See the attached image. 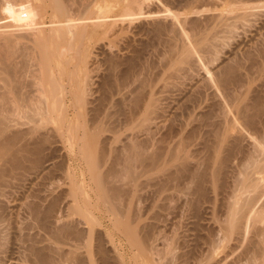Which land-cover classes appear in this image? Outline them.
Instances as JSON below:
<instances>
[{"label": "bare ground", "instance_id": "6f19581e", "mask_svg": "<svg viewBox=\"0 0 264 264\" xmlns=\"http://www.w3.org/2000/svg\"><path fill=\"white\" fill-rule=\"evenodd\" d=\"M155 1L156 2L158 1L156 4L160 3V7H163L161 9L158 6L159 10H157L158 8L156 10L160 11L159 16H161L160 18L162 21H164V23L160 21L159 17H158L159 21L157 20V22H154L153 20L152 21L153 23H151L150 20H147L148 22L144 20V19H150L149 17L152 18V16L155 19L156 15L158 14L152 12L151 14L152 16H151L148 13L151 10L146 11L148 7L154 6V5L150 6L152 0H0V199L2 198L7 199L6 194L8 192H6V189H9V187L13 186L15 184L14 182L19 183L24 178L26 179V177L31 174L35 175V171H39L38 169L40 167H43L44 164L43 162L44 161L46 162L49 156H53V155H48L49 153L48 151H51L50 154L51 153L54 154L55 153L54 149L56 150L58 149L57 146L56 148L53 147L54 149H52V144L54 146V144L60 143L58 141L56 142L57 139L61 141V145L63 144L65 146L63 147L62 145L61 148H66L70 152H72L73 150L79 151L81 160L83 159L87 164V167H89L88 168L89 173L91 174L92 176L91 179L93 180L92 182L94 183V187L84 185V183L83 184L75 183V181L72 180L73 178H71L73 175L71 177L69 176L68 167L67 169H64L61 167L62 166L61 164L60 165V168H62L61 173L64 170H66L65 171L66 173L65 172L62 173L63 176L66 174L64 176V180L66 179L65 182L68 181L66 184H64L66 186V189L57 191L56 189L57 186L52 185L50 183H44V184L36 183L37 185L34 184L36 188L34 185L32 186L33 187L32 189L29 188L31 191L28 190L29 193L28 195H26L27 198L24 199L25 204H22L26 206L24 209L26 211L25 215L26 214L28 215L27 220L30 218L29 221H31V225L29 227L33 228V226L35 225L34 226L35 228L37 226L36 229L33 230L35 231L37 230L38 232L40 230L44 232V237L43 235L38 237L39 236L37 235L38 232L34 234L32 233L33 232L32 229H30L32 232L28 231L30 232V234H27L26 232L21 230L23 228L22 226L20 230L26 234L22 233L23 234L22 235L21 233H19L21 234L20 237L18 236L19 240L17 238L16 239L18 240L19 243H21V245L22 244L25 245L24 247L26 252L25 251L23 252H25L24 256L26 255L25 256L27 262L26 264H188L189 260L188 263H186L183 262L184 259L182 260V258L187 253L188 255L186 256V259H188V257H191L193 255L192 253L193 251L186 250L187 252L184 251L185 254L182 255L181 249H183L184 247L181 248L183 245L181 243L182 240H180L181 237L179 238L175 236V238L177 237V239L180 241H177V239L174 240L172 239L173 237H170L171 235H174L172 230L176 228L175 226L179 227L181 222L179 225H177V223L176 225L173 224L174 227L169 222L167 223H169L171 226L165 223L166 226H170V228L172 227L171 230L172 233L170 232L171 235L169 234L170 236L168 235V237H170L174 241H177V243L170 241L171 243H173L174 246H171L170 242L167 243V241H169L168 237H167L168 240L167 238L166 240L164 239V237L168 234V232L166 231L170 230L167 229L168 227H166V231H165V234L167 233L166 235L165 234L163 235V233L161 234L157 230L158 235L160 233L161 235L159 236H162V240L164 239L163 243L165 244L170 243V246H165L161 242L162 247L164 246L163 249H161L160 243L159 245H157L160 247V249H158L157 246H156L157 248L154 246L159 240L153 243L155 237L153 240L151 239L153 238L151 237V235L152 236L155 235L152 233L151 229H154L156 227V223L154 225L153 223H149L152 225L151 227L148 224L145 226L144 224L146 222L143 223L144 225V226L142 225L143 227L139 226L144 213L143 212L141 213V211H139L141 209L139 208L138 210H136V208L138 207L137 205L135 206V204L137 203V201L135 202L136 198L132 201V199L129 196L130 194L135 192L133 191L134 188L133 184H135L136 180H139V178H137V174H140L139 173L140 170L137 173V170L134 168L136 166L135 163L141 162L137 164L142 165L145 159L146 162H148V160L150 159L149 157H152L153 159V160L150 159L152 161V164L151 161L149 160L150 161L148 162L149 165H145V167L149 166L148 168L152 167L153 169L155 168L157 169V166H155V164L156 162L159 161L161 162L162 161L161 158H163L164 163L166 162L165 164L169 166L168 169L169 171L167 172V169L165 168L166 165L163 164L164 165L163 167L165 169L162 172L163 173L166 172V174H164L167 176V177L165 176L166 179L163 176L158 175V177L161 176L162 179L164 178L163 182L160 183V181H162V179H160L161 177L159 178L157 177L158 179H160L159 181L156 177L155 178L158 181L157 183H159L160 185L163 184L161 186L166 185V187L167 186L171 187L172 184H174L173 188L171 187V190L169 188L170 190L169 192H171V196L172 194L174 195L176 194L175 191L177 192V189L178 191L180 190L181 187L183 189L184 185H185L184 187L185 189L188 186L187 183L191 184L190 186L192 188H190V190L193 191L190 192L189 194L192 195L193 193L192 196H195L194 200H191L192 196L188 195L187 193L189 192L188 189H187L188 191L186 190L187 192L182 193L183 195L187 193L184 197L185 204L181 202L183 199V195H182V199L181 197L179 199H176L174 197H173L174 199L171 198L170 199L172 200L173 204L175 200L180 201L181 204H179L180 202H176V205L177 203L179 204L177 205L178 207L184 204L183 205L184 209L185 207L187 208V206L193 208L194 210L193 212H195L194 215L196 216L193 217H195V219L197 218L196 220H199L200 215H197V213L198 210H200L201 212L202 208L200 207L203 206V203L207 204L206 202L208 203L210 202L211 199L210 197L214 198L211 199L212 203L211 204L209 203L212 206H209L208 204L205 206L207 209L210 207V209L212 210V208H215L213 207L214 204L217 203V202L214 203V201L216 199L218 200V198L215 199V196L213 195L216 194L217 197L219 196L222 197V198L219 197V200L221 201L220 204L217 205V207L219 208L220 207L219 205H221L223 211L221 212L220 211L221 208L219 209V212L221 213V214L219 213L220 217L217 216L218 214L216 213H218V211L216 212L215 209H213L215 210L214 213L213 210L210 212V215L212 217L209 219L211 220L207 218L209 221H211L209 225L211 227V224L215 223V226L213 224V226L211 227L212 229L211 228L209 229L208 226L207 228L209 229V231H207L208 229H205V227L203 228V231L206 230L208 232L207 233L206 231H204L205 235L207 234L206 236H204L203 233L202 235L200 234V232H202V229L200 228L201 225L198 224V221L194 220L198 225L193 224V226L196 227L199 226V229L201 230L199 232L197 228L198 232L196 233H199L198 234L199 237L200 235L202 237L204 236L203 238L201 237L200 239L198 236L195 238H198L197 239L198 242L199 240L201 241V239L203 240V242L201 241L202 243L200 242L201 244L204 243L201 246L202 249L201 251L205 253L203 257H201L202 255H200L201 259L199 260L200 258L199 257L198 260H196L197 262H195L193 260L197 257L196 253L199 252L196 251L195 253L196 257L192 256V258H194L192 261L195 263L191 262L192 264H264V200H261L264 198V93H261L258 90L253 91V89H249V88L245 89V87H243L245 86V83H243L244 81L240 83V80L242 79L247 81L245 79L247 75L250 77V78L247 77L249 79L247 82L252 81L253 84V81L254 82L257 81L256 78L252 77L253 75L251 76V74L256 73L254 71H257L259 69L258 68L257 70H255L256 68H253L255 66L260 67L259 71L257 72H260L262 70L261 71L262 73L260 74L264 75V67L261 69V67L264 65V62L262 63L258 62L259 63L258 64L256 60L250 59L251 57H253V54L249 52L251 55L250 54L248 55H250L251 57H248L247 55H246L247 57L246 56L244 57L245 59L247 58L246 59L247 65L249 64L248 62L249 60H251V62L252 61L255 62V63L253 62L255 64L254 66L251 65L252 63L249 64L250 66H252V69L249 66L247 67V70H244L243 66L236 67L237 64L235 61L234 64L236 66H232L234 64L229 63L231 66L227 64L228 66L226 65L227 68H225V70L221 66L224 71L223 74L221 73L223 71L220 72L222 76H220V74L217 71H215L217 72V75H219L218 77L215 76V74H212L211 71L208 69V67L203 68V66L206 67V65H204L205 62L203 63V61L205 60H201L203 63L202 64L200 62L201 64L200 66L203 68L201 69L202 70L207 69L208 71L205 70L206 71L205 74L211 75V77L208 76L209 82L210 81L212 82V79L218 77L217 80L216 79L213 80V82L217 84L216 85L217 88L212 85L213 82L212 83L210 82L211 85L208 87L209 88L214 87L217 90L221 86V89H223L224 92L220 91L221 89L219 88L216 94L219 95L220 94L219 92H223L224 95L220 94L221 99L220 97L218 98L217 95L214 93V91L216 92V90H214L213 88L214 90L213 91L211 88V90L213 91L212 92L213 99L212 98L209 99L213 101L209 103V101L206 100L207 98H205L207 104H209L205 112L204 110L201 109L203 108L202 106H200L201 108L195 106L196 109L199 108L204 113L202 112L203 114H201V116L198 115L199 113L197 114L195 113L197 116H200L199 121H197L196 115L195 118H193L198 123L196 124V126L191 125V122L193 123L192 118L191 120H189L190 123H187L188 121L187 122L185 121V123H187L186 126H189L188 124H190V126L192 127L191 128L188 127L190 129L188 131L186 130L187 132L184 133L185 135H183V137L182 135H178V139L179 137L180 139L179 140L176 139L177 142L176 141L170 142L172 144L168 142L170 139L168 140L167 138H169L172 134L171 133L169 135L168 132H170L171 130L173 131V129L170 128L171 130L167 131L168 128H166L167 131L166 134H168L169 137H164L163 141L167 139V142L170 144L171 148L170 147L167 148L166 145L168 143H166V141L165 143H161L162 142L161 141L160 145L161 144L163 145L161 146V148L164 147L163 150H165V147L167 148L166 153L168 155L166 153L165 155L168 158L164 159V157L162 156L164 155L165 151L163 150L159 151L158 149L156 150L159 153L163 151L161 153L162 156L158 153L159 159H157L158 158L157 155L155 156L154 154L155 151L152 153L154 154V156L149 153L150 156H146L148 158H145L144 157L145 155L143 153L141 154V152H144L146 150L144 147H146L147 145L146 146L143 145V147H141L143 142L141 145H140L141 142L140 143L138 142L140 146L138 145L137 139L135 138L137 137L135 135L136 134L135 131L139 133L138 130L140 132L141 130L142 132H144L143 130H145L146 134L148 133L150 134V132H148V130L150 131L149 126H151L150 123L152 124L153 118L155 121L156 114L158 113L156 111L154 112V110L157 109L158 105H156V107L154 106L156 103L155 102L156 98L154 99L153 96L155 93L153 94L152 93L153 89H151L153 88L152 86L153 83H149V86L151 84L150 86L151 88L149 87L151 92H149L148 89V82L151 80L150 79L148 81V79L150 78L149 74L151 72L150 71L145 72V70L148 68L145 65L146 62H142V63L139 62L140 51H142L143 49L140 51L135 49L136 47L133 49L132 47L136 45L135 44L133 46V43L135 42L137 43L138 41L137 39L143 36V34L144 35L147 34V32L150 33L152 32L151 34L154 33L156 35L155 37L157 38L162 34H163L162 36H166L165 33H167V30L168 32H170L171 30L172 33L174 32L175 37L173 38L175 39L170 37V39L172 38L173 40H167V41L175 42L176 38H178L179 41H176L177 43L179 42L178 49L176 48L177 52H174L175 50L174 48L177 47V43L176 44L174 43L176 45L174 46L173 43L171 44V42L170 43L167 42L168 45H171V48L168 47L167 45V47L170 50L169 52L171 53H167L168 50L165 52L169 55L172 54L171 56L173 58L175 56L174 53H176L178 55L175 58L177 59L176 64L179 61L180 62L179 64L185 63L186 65V63L189 61L190 58L197 57L198 59L199 53H202L203 50H204L203 52L206 53L205 55L206 57L209 56V55L207 56V54L208 53L210 54L212 50L217 51L219 44L216 45V43L220 38V37L218 38L214 37V36H218L216 34L219 31V30L217 31V29L215 28L216 31L212 30L213 32H211L212 34L211 33L210 34L213 35L214 33V36H212V38L214 37L213 38L214 41L213 39L212 41L216 43L215 44L211 43L212 42L211 36L209 34L207 35H209L208 37H210L211 42L210 41L208 42L209 39L207 36H205V33L207 29L209 30V28L204 29L200 25L202 23L201 21L198 20L199 17L196 18L197 20L194 19L196 17L195 15H194L195 17L192 18L194 20H192L189 17L186 18L188 16L187 14L189 13L192 15L193 13L195 14L199 13L198 11H196L199 9L195 8V6L196 7L198 6L195 2H194L195 6L192 11L195 10L196 12L195 11L192 12L190 10V12L184 13L183 11H180L178 9L179 5L180 7L182 5L180 3H182L184 0L182 2L180 0L179 4L178 2H175V5L177 4L178 8L176 6L174 9H172L174 6L172 8L170 7L169 9L167 7H166L167 9L164 8V5H169V2L171 5H173V3H171L173 2L172 0L168 2L167 0L166 2L163 0L164 2L163 1L162 2L164 4L161 2V0L160 2L159 0H155ZM199 1L201 2V0ZM184 2L186 3L188 2V0ZM233 3L235 4V2ZM233 3L232 5L227 4L228 7H226L225 11L231 13L232 10L238 9V8H231L232 6L234 7ZM200 5H202V3ZM235 5L236 7L239 6V4H235ZM241 6L243 7V5ZM170 9L172 10L178 9L180 12H175L176 10L172 12ZM244 14L242 15V18H244L243 17ZM180 16L182 17L184 16V19L182 17L180 19ZM162 17L164 18V20L162 19ZM210 17H208V19L209 18L210 19L207 20L205 16L207 22H205L206 21L205 20L204 21L205 23L204 22L203 23L206 24L208 23V21H211L209 24H212V21L216 19L215 25H217V23H220L223 20L222 18H224L219 15L217 16V18L216 16L215 17L210 16ZM218 17L219 20L222 19L220 22L217 21ZM166 18L171 19L170 20L171 23L169 22V25L166 23L169 19L165 21ZM185 18L187 20H185ZM227 18L228 17H226V19L224 18L225 22L223 23L225 24L221 23L222 25L225 26L227 24L226 23ZM242 18L240 17L239 19ZM188 19H191L189 20L191 23L192 21H196V23L197 21L200 22V24L197 23V25H199L198 28L200 26L202 27L201 29L199 28V31L204 29L203 30L205 31L204 34H202L203 31L200 33L197 30L198 28L197 26H195L196 23L194 24V26L197 28V29L195 28L197 31L193 29L194 27L189 28L193 26L191 25L190 22H188V24L190 23V26L189 25L186 26L185 23H187L186 21H188ZM204 24L202 25L205 26ZM231 25L232 24H230V27ZM219 26L218 29L219 28L222 29V26L221 27ZM168 27L170 28V30ZM186 28H189L190 31L191 30L196 31V33L199 32L203 36H199L198 33H197L198 35L197 34L195 35L194 34L195 32L193 34L190 33V35H192V38L190 37L192 39V43L189 44L188 42V44H186L187 41L191 42V39H186L187 37H189L188 34H186L188 36L185 37V33L188 32ZM225 28L227 29L228 27L225 26ZM150 33L148 34L150 35ZM219 33L221 34L220 31ZM162 36H161V40L163 43L161 42V40L160 42L161 45L163 44L162 46H164V44L166 45V42L165 40L163 41L164 37ZM150 37L152 38V35ZM193 37L195 38L198 37V38L196 39L194 38L195 39L194 40ZM223 38H225V36L224 37L221 36L220 40H222ZM159 39L160 38L156 40L158 41L157 43L160 44ZM102 40L103 41L105 40L104 42H107L108 47L113 46L115 44L119 45L120 51H118V53L125 50L128 51L129 54L133 52L132 53L133 56H131L132 55L131 54V55H126V58H124L125 56L124 57L122 56L123 58H119L116 57L115 56L116 54L114 53L113 58L112 56L107 57V59L108 58H112V59L106 61L108 62L107 63L108 65L106 64L108 66V73L106 74L108 75L106 76L104 75L106 78H103L102 83L100 82L101 84L99 83L101 99L98 100L94 97L95 99L93 100V98L91 99V97H93L92 94L94 95V92L92 91L91 93V86L93 85L92 84L93 81L90 75H92L93 72L91 74L90 56L92 55L90 51L91 48L90 43H92L93 41V43L96 44V42L98 41L101 42ZM120 42L123 43V46H121ZM139 43L138 45H140ZM209 43L212 44V46L216 45L217 46V47L215 46L216 49H212L214 47L210 46ZM222 44L223 43H221L219 48L222 46ZM180 45H181L180 48L181 50L179 49ZM164 47L162 48L165 50L168 49L167 47L166 48ZM109 48L107 49L108 51ZM131 48L133 49L132 52H130ZM152 48H155V46ZM151 51L150 53L152 54L153 52ZM218 51L220 52V50ZM259 51H260L259 54H261V52L263 53V51H261V48ZM219 52H215V53L213 52L212 53L213 55L211 54L209 58L211 59L213 58L212 59L213 61L218 60V55L216 56V54ZM196 53H198V56ZM164 54L165 53L162 52L163 58L161 57V59L163 61L165 60L164 57L166 58V62L167 59L173 60L171 56L169 58L168 57L169 55H167L166 57ZM259 54L258 57L261 58L260 59L258 57L257 58L259 60H264L262 57L264 56V53L262 56H259ZM254 55L256 56L257 54L254 53ZM140 57L142 56L140 55ZM206 60H208V62L206 61V63L208 64L211 63L210 59L206 58ZM168 62L169 63H166L167 67L170 64L172 66V63H170V61ZM138 63L140 65L141 64L143 65V63H145L144 64L145 66L143 65L142 67H146V69L142 68ZM163 63L165 64V61ZM239 63L241 64L242 62H238V66ZM137 64L142 69L137 67ZM149 64H151V62ZM166 64L164 65V68H166ZM179 64L174 66H178ZM150 67L152 68V66ZM221 67L219 69H221ZM136 68H138L139 70H136ZM239 68L245 71V75L247 74V72H251L252 70L254 71L253 73L250 74L248 73L246 76L244 75L245 77L241 79L239 78V76L243 77V75L241 74H244L243 73L244 71L242 72L241 69L238 70ZM176 69L177 70L175 71L179 72L180 69L178 68ZM140 70L142 71L144 70L143 73L145 72L147 75L142 74ZM169 70L171 71V69ZM138 71L140 72V75H136L139 74L137 73ZM172 73L174 75L175 72ZM256 74H257L256 76L262 77V75H258V73ZM144 75H145V79H144ZM139 76H141L140 77L141 80L138 79ZM142 76H143V80H142ZM146 77L148 79H146ZM263 79L264 77H262V81L264 82ZM218 81L221 83V85L218 83ZM209 82L207 83L209 84ZM135 83H138L139 86H137L138 84ZM133 84H134V88H133ZM239 84L243 86H238ZM130 86L131 88H129ZM232 86L234 87L233 89ZM204 87L207 86L205 85ZM240 87H243L244 89L242 90L244 91H241ZM247 87H248V83H247ZM234 89L238 91L236 93H238L239 95L235 94ZM239 91L242 92V94H240ZM150 93H152L153 96H151ZM98 97L99 96H97V98ZM202 99L204 100V98ZM195 100L197 102L196 97ZM198 101H200V99ZM112 102H114L113 106L115 108L112 107L111 105ZM154 107L156 109H154ZM111 108L112 110L113 109L115 110L111 111ZM204 108H206V105H204ZM154 113L156 114L154 115ZM230 113H232L231 117H230ZM185 123H183L184 125L182 123L181 124L185 126ZM175 125L176 124L174 123V126ZM205 128L207 129V131ZM201 129L203 130L205 129L204 131L206 132L203 133L202 130L201 133L200 132ZM123 131L129 132L127 136L126 135L124 136L125 138V139L123 138L124 141L120 138L122 136L121 133H123ZM177 131H181V127ZM199 132L201 134H199ZM180 133L183 134L182 132ZM106 134H109L111 136H106ZM173 134H172V138L174 139L176 138V131L175 134L174 135ZM163 135L166 136L165 133ZM201 135H203L204 137L207 136L209 139L207 140ZM199 136L204 139H201ZM196 137L200 138L199 142L196 141L198 142L199 145H201L200 149L202 150V148H206L209 150L210 153H207L206 155V157L208 158H205L201 150L197 151L198 148H193V150L195 149V151H193L194 153L197 151L196 152L197 154L195 153L196 156L193 155V152L191 153L190 151L187 150L190 146L191 147L199 146L195 143H192L193 141L195 142L194 139L197 140ZM150 139L152 140L151 137ZM243 139L249 140V144L247 146H243V143L246 142ZM201 140L204 141H202L201 143ZM148 144L152 145L149 142ZM157 144L158 141L156 142V145L154 144L153 145L160 148ZM192 144L195 145L193 146ZM52 150L54 151L52 152ZM46 151L48 152L47 158L45 157ZM187 152H189V154H192L191 156L194 157L192 158L191 156H189V154L187 156ZM198 152H200L203 155V157L206 159L204 162L199 159L200 154L198 155ZM141 155L144 156L142 157ZM155 157L156 160L154 159ZM196 157H198L199 161L203 163L202 167L200 164H196L199 163V161L196 162L198 159H195L194 163L192 162V160ZM189 158H191L190 160L191 163H193L195 166L197 165L196 167L191 166L193 164L190 163ZM160 162L159 165L161 164ZM198 165H200L202 169L198 168L199 167ZM66 166L67 165H65V168ZM104 167L107 168V171L104 170L103 173L101 169ZM160 167L162 169L161 165ZM136 168L138 167L136 166ZM57 170H58V166H57ZM227 173H230L229 174L230 176L227 175ZM50 174H52V172ZM88 176L90 175L88 174ZM115 178L117 181L118 179L123 180L125 178H126L125 180L128 181L125 182V180L123 181L121 180L123 183L120 184L115 182L116 181L114 180ZM46 180H48L49 182L50 179L46 178ZM121 181L119 180V182ZM153 181H154L153 184H155V179ZM123 184L124 185L126 184L127 189L123 187ZM206 184H210L209 187H212V190H210L209 188L210 193L207 192L208 189L205 187ZM19 185L21 184L19 183ZM138 185L139 184H137V186ZM177 185L178 188H176L175 190L174 187L175 186L177 187ZM180 185L182 186L179 188ZM152 186L153 189L154 188L157 189V187H159V185L156 184ZM161 186L158 188L159 190H161L160 191L162 193L161 195L158 194L159 192L158 189L157 190L154 189L152 192L154 193L155 191H157V193L156 192L155 193L158 194L162 199V197L164 198V195L167 194L166 191L168 190H166V187H164V189L161 188ZM138 188L140 190V187ZM136 191L138 192L137 189ZM162 191H164L166 194ZM211 191L214 192L211 193ZM169 192H168L169 195H166L165 198H167V196L170 197ZM211 194L213 195L211 196ZM158 195H156V198L159 199ZM187 195L189 197L191 196L190 198L187 197V199L189 198L190 205L186 202ZM170 199L167 200L169 201ZM260 200L262 201V203L260 206H258L260 204ZM2 201L4 202V200ZM2 201L0 204L1 205L0 208L3 207ZM161 201L164 202V200ZM193 201L194 203H192ZM256 203L259 204H257L256 206ZM167 204L169 205V203ZM201 204L202 206H200ZM170 205H171V201H170ZM174 205L173 208L176 206ZM134 206L136 208H134ZM178 207L177 208L175 207L174 209H177L178 211V209L180 208ZM166 209H169V207ZM1 210L2 209H0V211ZM173 211L176 212V210H172V212ZM187 211H190V209ZM172 212L168 213V216L170 214V218L172 217L171 214L174 215L173 217L175 218L178 217L176 213L173 214ZM193 212H190L192 213L190 214V216L193 215ZM1 213L3 214V211ZM178 213H182V215H185L183 214L184 212H178ZM211 213H213L214 217ZM187 214L189 215V212L188 213L186 212V216H188ZM182 215L179 214V216ZM161 216L162 215L159 216L157 214L156 216H152V218L150 219H153V217L155 219V217H161ZM3 217L6 216L3 215ZM3 217L0 215V227L3 226L1 223H3V221L6 219V218L3 219ZM206 217L205 220H207ZM188 218L187 219L184 218L185 220H182L183 219L182 217V219L179 220H182L184 222V223L182 222L183 225H185V221L186 220L189 221L190 219ZM179 220L176 221L179 223ZM105 221L109 223V227H108L109 230L103 231L102 225ZM170 222L172 223V221ZM192 223L194 222H191V224L190 223L186 224V226L189 229L188 225H190V229L192 228V232H193L194 230L193 226L191 227ZM28 224L29 223H27V225ZM27 225H25V228ZM81 226L82 229H80ZM7 227L9 226L7 225ZM4 228L5 227H3V229ZM3 229L2 228L0 229V242L1 241L4 242V240L7 239L4 237L7 236L8 232L6 233V230ZM176 229L174 230L175 232L179 230ZM182 231L184 232V229ZM115 232L121 234L125 242L128 243L127 244L128 247L126 246L127 249H125L126 247L124 249L118 248L119 247L118 242H117L118 247L115 246L113 242V237L114 236L116 237ZM153 232L155 231L153 230ZM189 232H191V230ZM194 240H195L194 242L198 244L196 239ZM114 241H116L115 238ZM3 242L1 243L0 247L4 246L2 245L4 244ZM189 242L190 241H188V243ZM231 242H233L234 244L230 245L231 247L227 248L226 246L229 245ZM175 245H177L178 248L180 247L179 245H181L180 247L181 249L179 250V253L181 256H183L182 258L179 255V253H176L178 248ZM204 245H206V248ZM203 246H204V250L202 248ZM191 247L192 244L190 245V248ZM195 247H197V245ZM22 249L24 250V248ZM1 250L2 249L0 248V254H1ZM190 251H192L191 252L192 255H189ZM203 253H199V254H203ZM23 264H25V262H23Z\"/></svg>", "mask_w": 264, "mask_h": 264}, {"label": "rangeland", "instance_id": "374dc122", "mask_svg": "<svg viewBox=\"0 0 264 264\" xmlns=\"http://www.w3.org/2000/svg\"><path fill=\"white\" fill-rule=\"evenodd\" d=\"M155 0H152V2H151V4H150V6H152V5H154L153 7H148L147 9H146V11L147 10H151V11H149L148 13L151 15L152 14V12H155L157 15H156V17H157V19H156V17H155V19L153 18V16H152V18L151 17H149L150 19H144L146 22H148L147 20H150L151 21V23H153L152 21L154 20V22H157V20L159 21V19H160V21H162L161 20V16H159V14H160V11H157V10H159V8H158V6L160 7V3H158V4H156L157 2L155 1ZM163 0H161V2H162ZM165 2H166V0H164ZM163 1V2H164ZM168 1H170V0H167V2ZM173 2H171V3H173V5H171L170 4V2H169V5H164V8H172L173 6V8L172 9H174L176 6H177V8H178V5L176 4L175 5V2H178V4L180 3V0H177V1H174V0H172ZM183 0H181V2H182ZM184 1H187V0H184ZM182 2V3H180V4H182L181 5V7H183V8H181L180 7V5H179V10L180 11H183L184 13L186 12V13H188V12H190V10L192 11L193 10V8H194V2L198 5V6H200V7H196L195 6V8H197V9H199V10H196V11H198L199 13H193V15L192 14H187L188 16L186 17V18H194L195 16V20H197L196 18H198V20L199 21H201V23L202 24H204L205 22H207V20H209L211 17L210 16H213V17H215L216 16V18H217V16L219 15V16H222V17H224L225 19H226V17H228L227 18V20H226V25L225 26H227L228 28L226 29L225 28V26L224 25H222L221 23H223V22H225L224 21V18H222L221 20H219V17H218V20L217 21H221L220 23H217V25H215V20L216 19H214V21H212V24H209L211 21H208V23H206V24H204L205 26H203L202 24H200V22H198L197 21V23L198 24H200L204 29L206 28H209V30L207 31L206 30V33H205V36H211V41H212V39L214 38V37H216V38H218V37H220L221 38V36H225V38H223L222 40H220V38H219V40L217 41V43L216 42H213L214 41V39H213V41L211 42L210 41V37H208V42L210 41L211 43H213V44H215L216 43V45L217 44H219V46L221 45V43H223L222 44V46L219 48V46H218V50H220V52L217 50V51H213L212 49H216L215 48V46L216 45H213L212 46V44H210V46H212V47H214V48H212L211 50L215 53V52H219V53H217L216 54V56L218 55V60H216V61H213L211 58H209V56H211V54L213 53L211 50V52H210V54L208 53L207 54V56L208 57H206L205 55H206V53H204L203 51H202V53H199V56H198V53H196L197 54V56H198V59H197V57H193V58H190L189 59V63L187 64L186 63V65H185V63H183V64H179L180 62L178 61V63L177 64H179L178 66H174V65H177L176 64V60L177 59H175L176 58V56H178L176 53H174V52H177V49H178V43L176 42V41H179L178 40V38H176V41L175 42H172V41H170L171 42V44L173 43H177V47H175L174 49V54H175V56H174V58L171 56V55H169V54H167V53H171V52H169L170 50H169V48L168 47H170L171 48V45H168L167 44V42H169V41H167V40H173V39H175V38H173V37H175L174 36V32L172 33L171 32V30H170V28H169V30H170V32H168V30H167V33H168V35H167V33H165V35L166 36H162V37H164V38H166V39H164L163 38V41L165 40V42H166V45L164 44V46H166L167 47V45H168V49H163L162 47H164V46H162L161 45V42H162V40H161V36H159V37H155L156 35L153 33V34H151L150 32H147V34H143V36H141L140 38H142V39H137L136 41H137V43L135 42V43H133V46L134 47H132L133 49L135 48V49H137V50H142V51H140V55L142 56V57H140V55H139V59H140V61H139V59H138V61L140 62V63H142V62H146V64L145 63H143V65L145 64L146 65V67H148L147 69H146V67H142L143 65L141 64H139L142 68H145L146 70H145V72H151L149 75V79L146 77V79H148V81L151 79L152 80V82H151V80L148 82V89H149V92H151V90H150V86H151V84H150V86H149V83H153L152 84V86H153V88H151V89H153V94H154V96H153V94L152 93H150L151 94V96H153L154 97V99H155V107H156V105H158L157 106V109L154 107V109H156V110H154V112L156 111L158 114H156V113H154V115L156 114V117H155V121H154V118H153V120H152V124L150 123V125L151 126H149V129H150V131L148 130V127H147V130H148V132H150V134L148 133V134H146L145 133V130H143L144 132H142V130H141V132L138 130V132L139 133H137V131H135L136 132V136L137 137H135L136 139H137V143L139 142H141L140 143V145L142 144V142H143V144H142V146L141 147H143V145H149L150 147L151 146H153V147H149L148 146V149H147V146L146 147H144L146 150L144 151L145 153H147V154H145L144 152H141V154L143 153L144 155H141L142 157L144 156L145 158H148V157H146V156H150L149 155V153L150 154H152L154 151H155V156L157 155V157H158V155L160 154L161 156H162V152L163 151H165L164 152V155L162 156V157H164V159L165 158H168L166 155H165V153H166V149L168 148V147H170V144H172V143H170V142H172V141H176L177 142V140H179L180 139V137H179V139H178V135H182V137H183V135H185L184 133H186L192 126H190V124H188L189 126H186V124L187 123H190L189 122V120H191V118H192V120H193V123H195V124H193L192 122H191V125H195L196 126V124H198L197 123V121H199V118H200V116H201V114H203L205 111H206V109H207V106L209 105V104H207V101H209V103L210 102H212L213 100H210L211 98L213 99V94H212V92L214 91V90H216V83L215 82H213V80H217V78L219 77V75H217V72L220 74V76H222V74L224 73V71H223V69H222V67L224 68V70H225V68H227V66L229 65V66H231L229 63H231V64H234L235 63V61H236V64H237V66L234 64V65H232V66H236V67H242L243 66V69L244 70H247V67L249 66L251 69H252V66H254L255 64V62L254 61H252L251 62V60H249L248 62H249V64L250 63H252L251 65L252 66H250L249 64L247 65L246 64V62H247V58L245 59V57L244 56H248V57H251L250 55L251 54H253V57L254 58H256V59H254L253 57H251L250 59H252V60H256V62L258 63V62H260V63H262V62H264V60H259L260 58L258 57V54H259V50H260V48H261V51H263V53H264V50H262V49H264V0H204V1H202L201 0V2L198 0H188V2ZM211 1V2H210ZM159 2H160V0H159ZM162 2V3H163ZM199 2H200V4L202 3V5H200L199 4ZM206 4H205V3ZM230 2H235V4H239V6L238 7H236V5L234 4V7L232 6L231 8H238V9H234V10H232V11H234V12H232L231 11V13L229 12L228 13V11H225V9H226V7H228V5L227 4H231L232 5V3H230ZM155 3V4H154ZM209 3V4H208ZM217 3V4H216ZM164 4V3H163ZM165 4H168V3H165ZM184 4V5H183ZM187 5V7H186V5ZM226 4V5H225ZM243 5V7L241 6V5ZM192 5V6H191ZM225 5V6H224ZM230 5V6H231ZM156 6V7H155ZM161 6H162V4H161ZM240 7V8H239ZM258 7V8H257ZM149 8H152V9H149ZM158 8V9H157ZM161 9L163 8V7H160ZM166 8V9H167ZM157 9V10H156ZM172 9H170L172 12L173 11H175V12H180L178 9H175V10H172ZM183 9V10H182ZM222 9H224V10H222ZM248 9V10H247ZM153 10H155V11H153ZM178 10V11H177ZM157 11V12H156ZM195 11V10H194ZM194 11H192V12H194ZM195 11V12H196ZM223 11H225V12H223ZM182 12V13H183ZM227 12V13H226ZM154 13V14H155ZM244 13H246V14H244ZM198 14V15H197ZM244 14V18H242V15ZM149 15V16H150ZM195 15V16H194ZM208 15H210V16H208ZM245 15H246V17H245ZM251 15V16H250ZM193 16V17H192ZM205 16H206V19H205ZM158 17H159V19H158ZM181 17L182 16H180V19H181ZM208 17H210L209 19H208ZM235 17V18H234ZM242 18V19H239V18ZM183 19H184V16L182 17ZM185 18V20H187ZM233 18V19H232ZM162 19L164 20V18L162 17ZM167 19H169V18H166V20L165 21H167ZM182 19V20H183ZM191 19H188V21H186L187 23H185L186 24V26H190V21L189 20H191ZM194 19H192V20H194ZM212 19V18H211ZM171 19H169L166 23L169 25V22L171 23V21H170ZM206 20V21H205ZM213 20V19H212ZM205 21V22H204ZM216 21V22H217ZM229 21V22H228ZM163 23H164V21H162ZM188 22H190L189 24H188ZM204 22V23H203ZM233 22V23H232ZM196 23V21H192V23H191V25H193V26H191V27H189V28H193L194 30H196L197 28H198V26L199 25H197V23H196V25L195 26H197V28L194 26V24ZM166 24V25H167ZM223 24H225V23H223ZM230 24H232L231 25V27H230ZM171 25V24H170ZM219 25H221L222 26V29L221 28H219L218 29V26ZM229 25V26H228ZM199 27L200 29L202 28V27ZM212 26H214V27H212ZM221 26H219V27H221ZM223 26H224V28H223ZM261 26V27H260ZM189 28H186V30H188V32H186L185 33V37H187L188 35H189V37H187L186 39H191L192 38V35H190V33L191 34H193L194 32V34L196 35L197 33L199 34V36H203L202 34H204V32L205 31H203L204 29H202V30H200L199 31V28L197 29L200 33L202 32V34H200L199 32H197L196 33V31H190V29ZM196 28V29H195ZM211 28V29H210ZM215 28L217 29V31L219 30L220 32H221V34L219 33V31L217 32V34L216 35H218V36H214V33H213V35H211L212 33L211 32H213L212 30H215ZM235 30V31H234ZM216 31V30H215ZM223 32H225V33H223ZM231 33V34H229V33ZM233 32H235V33H233ZM148 33H150V35L148 34ZM170 33V34H169ZM211 33V34H210ZM219 33V34H218ZM229 35H228V34ZM186 34H188V35H186ZM197 34V35H198ZM207 34H209V35H207ZM149 35V36H148ZM152 35V38L150 37ZM153 35H154V38H156V39H158V38H160L159 39V42H160V40H161V42H160V44L159 43H157L158 41L156 40V39H154L153 38ZM171 35V36H170ZM173 35V36H172ZM195 35H193V36H195ZM226 35H227V37H226ZM158 36V35H157ZM167 36H169V37H167ZM198 36V37H199ZM212 36H214L213 38H212ZM150 37V38H149ZM170 37H172L171 39H170ZM191 37V38H190ZM198 37H196V38H198ZM148 38V39H147ZM167 38H169V39H167ZM195 37H193V39H194ZM195 38V39H196ZM146 39V40H145ZM150 39V40H149ZM194 39V40H195ZM144 40V41H143ZM153 42H152V41ZM215 40H217V39H215ZM225 40V41H224ZM105 41V40H104ZM103 40L100 42V41H98V42H96V41H94V42H96V44L95 43H93V41H92V43H90V46H91V48H90V51H91V55L92 56H90L91 57V59H90V70H91V74H92V72H93V74L92 75H90L92 78V86H91V93H92V91L94 92V95L92 94V96L93 97H91V99L93 98V100L96 98V99H101V92H100V90H99V83L101 82L102 83V80H103V78H106L105 76L106 75H108V74H106V73H108V62H106L107 60H109V59H112L114 56V53L116 54L115 56L116 57H119V58H123L124 56V58H126V55H131L133 52V49L131 48V51L130 52H132L131 54H129L128 53V51H125V50H123L122 52H120V53H118V51H120V46L119 45H117V44H115L116 45V47H115V45H113V46H107V42H104ZM139 42H141V43H139ZM142 42H145V43H142ZM164 42V43H165ZM169 42V43H170ZM188 42H189V44H191L192 43V39H191V42L190 41H187L186 42V44H188ZM219 42H221V43H219ZM138 43L140 44V45H138ZM148 45H147V44ZM153 43V44H152ZM157 43V44H156ZM163 43V42H162ZM181 43V42H180ZM258 43H259V45H258ZM93 44V45H92ZM107 46V48H106V46ZM120 44H121V46H123V43L122 42H120ZM150 44V45H149ZM155 44V45H154ZM174 44V46H176ZM142 45H144V46H142ZM152 45V46H151ZM161 45V46H160ZM257 45V46H256ZM118 46H119V48H118ZM138 46H139V48H138ZM155 46V48H152V47H154ZM173 46V45H172ZM114 47V48H113ZM143 47V48H142ZM166 47H164V48H166ZM217 47V46H216ZM259 47V48H258ZM109 48V51L107 50ZM146 48V49H145ZM149 48V49H148ZM157 48V49H156ZM159 48V49H158ZM177 48V49H176ZM181 48V45H180V47H179V49ZM257 48V49H256ZM111 49V50H110ZM113 49V50H112ZM147 51V49H148V53L145 51V50ZM152 51H151V50ZM172 49H173V47H172ZM156 50V51H155ZM162 50V51H161ZM168 50V51H167ZM181 50V49H180ZM247 50V51H246ZM112 51H113V53H112ZM116 51V52H115ZM145 53H144V52ZM150 51L151 52H153L152 54L150 53ZM165 51H167V53L165 52ZM208 51V50H207ZM256 51H258V52H256ZM124 52H127V53H124ZM162 52L163 53H165L164 55L167 57V55H169L168 57L170 58V56L173 58V60H168L167 59V62H166V58L164 57V61H165V64L166 63H169L168 61H170V63H172V66H171V64L167 67V64H166V68H164V61L161 59V57L163 56L162 55ZM209 52V51H208ZM245 52V53H244ZM251 54H250V53ZM111 53V54H110ZM204 53V54H203ZM254 53L255 54H257L256 56L254 55ZM263 53L261 52V54H259V56H262L263 55ZM108 54V55H107ZM119 54H121V55H119ZM148 54V55H147ZM159 54H161V55H159ZM248 54H250V55H248ZM213 55V54H212ZM112 56V58H108L107 59V57H111ZM121 56V57H120ZM123 56V57H122ZM131 56H133V54L131 55ZM144 56H145V58H144ZM150 56V57H149ZM196 56V55H195ZM208 58V59H210L209 61L212 63H206V61L208 62V60H206V58ZM246 56V57H247ZM93 57H94V59H93ZM128 57V56H127ZM204 57V58H203ZM259 59H258V58ZM263 57V59H264V56H262ZM146 58H148V59H146ZM159 58H160V60H159ZM163 58V57H162ZM201 58V59H200ZM216 58V57H215ZM116 59V58H115ZM233 61H232V60ZM142 60V61H141ZM144 60V61H143ZM175 60V61H174ZM201 60H205V61H203V63H204V65H206V67H204L203 66V68H207L208 67V69L211 71V73L212 74H215V76H218L217 78H215V79H212V82H213V86H215L216 88H214V87H208V86H210L211 84H210V82H209V80H208V76H210L211 77V75H206L205 74V70H207V69H204V70H202L203 68L200 66L201 64H200V62L202 63V61ZM215 60V59H214ZM242 60V61H241ZM173 61V62H172ZM244 61V62H243ZM106 62V63H105ZM151 62V64H149V63ZM238 62H242L241 64L239 63V66H238ZM254 62V63H253ZM202 63V64H203ZM256 63V64H257ZM107 64V65H106ZM137 64V67H139L140 69H142L139 65ZM163 66H162V65ZM228 64V65H227ZM244 64V65H243ZM259 64V63H258ZM144 65V66H145ZM147 65H149V66H147ZM227 65V66H226ZM247 65V66H246ZM150 66H152V68L150 67ZM180 66V67H179ZM182 66V67H181ZM222 66V67H221ZM226 66V67H225ZM245 66V67H244ZM257 66H259V65H257ZM107 67V68H106ZM175 67V68H174ZM221 67V69H219ZM264 67V65L261 67V69ZM150 68V69H149ZM154 68V69H153ZM174 68V69H173ZM176 68H178V69H180L179 70V72L178 71H175V70H177ZM202 68V69H201ZM246 68V69H245ZM249 68V69H250ZM253 68H256L255 70H257L258 68L260 69V67H253ZM96 69V70H95ZM107 69V70H106ZM164 69V70H163ZM169 70V69H171V71L169 70V71H166V70ZM241 68H239L238 70H240ZM250 69V70H251ZM259 69L257 70V71H259ZM136 70H139L138 68H136ZM153 70V71H152ZM174 70V71H173ZM220 70V71H219ZM244 70H242L241 69V71L243 72ZM249 70V71H250ZM95 71V72H94ZM141 72H142V74H146L145 72L143 73V71L142 70H140ZM208 71V70H207ZM215 71H217V72H215ZM221 71H223V72H221ZM241 71H240V74H241ZM253 71L254 70H252L251 72H247V74L249 73H253ZM257 71H254V72H256V73H258V75H262V74H260V73H262L261 71L260 72H257ZM165 72V73H164ZM167 72V73H166ZM169 72V73H168ZM172 72H175L174 73V75H173V73ZM222 74H221V73ZM137 73H139V74H136V75H140V72L138 71ZM244 74H241V75H243V77H240L239 76V78H244L246 75H245V71L243 72ZM251 74V76L252 77H254V78H256V80L257 81H253V84H252V81H249V82H247L249 79L248 78H250L248 75L246 76V80L247 81H245L244 79H242V80H240V83H242V81H244L243 83H245V86H243V85H241V84H239L238 86H243V87H245V89H247V88H249V89H253V91H255V90H258L259 92H261V93H264V84H261V83H264L263 81H262V77H264V75H262V77L261 76H256L257 74ZM141 74V75H142ZM240 74H238V75H240ZM105 75V76H104ZM147 75V74H146ZM245 75V76H244ZM153 76V77H152ZM140 77L141 76H139V78L138 79H140ZM248 77V78H247ZM260 77V78H259ZM152 78H155V79H152ZM259 78V79H258ZM137 79V80H138ZM144 79H145V75H144ZM220 79V78H219ZM253 79V78H252ZM261 79V80H260ZM141 80V79H140ZM142 80H143V76H142ZM208 80V81H207ZM211 80V79H210ZM254 80V79H253ZM264 80V79H263ZM139 81V80H138ZM209 82V84L207 83V82ZM220 81V80H219ZM218 81V83L221 85V83ZM140 82V81H139ZM211 82V83H212ZM217 82V81H216ZM261 82V83H260ZM98 83V84H97ZM100 83V84H101ZM214 83H215V85H214ZM247 83H248V87H247ZM135 84H138V83H135ZM208 84V85H207ZM207 86V87H204V86ZM259 85H260V87H259ZM136 86V85H135ZM137 86H139V84L137 85ZM234 86V85H233ZM232 86V89L234 88ZM237 86V85H236ZM237 86V87H238ZM93 87H94V89H93ZM150 87V88H149ZM243 87H240V89H241V91H244V90H242V89H244ZM251 87H253V88H251ZM254 87H255V89H254ZM258 89H257V88ZM263 87V88H262ZM129 88H131V86L129 87ZM129 88H127V89H129ZM133 88H134V84H133ZM132 88V89H133ZM202 88H204V89H202ZM206 88V89H205ZM211 88H212V90H213V88H214V90L212 91L211 90ZM220 89H221V86L219 87ZM219 88L216 90V92L214 91V93L216 94L217 93V91L219 90ZM238 89V88H237ZM202 90V91H201ZM205 90V91H204ZM211 90V91H210ZM236 89H234V92H235V94H237V95H239L238 93H236V92H238L237 90L235 91ZM239 90V89H238ZM138 91V90H137ZM198 91H199V94H198ZM207 91V92H206ZM220 91H223V89H221ZM252 91V90H251ZM252 91V92H253ZM98 92V93H97ZM186 92V93H185ZM211 94H210V93ZM224 92V91H223ZM223 92H219L220 94H223L224 95V93ZM234 92H232V93H234ZM96 93V94H95ZM100 93V94H99ZM202 95H201V94ZM239 93L240 94H242V92H240L239 91ZM181 94V95H180ZM206 94V95H205ZM207 94H210V95H207ZM218 95V94H216L217 95V97L219 98L221 95ZM252 94V93H251ZM250 94V95H251ZM99 96L98 98H97V96ZM200 95V96H199ZM205 95V96H204ZM198 96V97H197ZM202 96V97H201ZM207 96V97H206ZM95 97V98H94ZM152 97V98H153ZM194 97V98H193ZM195 97H196V99H197V102H196V100H195ZM201 97V98H200ZM202 98H204V100L202 99ZM205 98H207L206 100H205ZM210 98V99H209ZM218 98H216V99H218ZM223 98V97H222ZM115 99V98H114ZM200 99V101H201V99H202V101H201V103H203V101H204V105H206V108H204V105L203 104H201L200 103V101H198ZM215 99V100H216ZM220 99H221V97H220ZM159 100V101H158ZM190 100V101H189ZM193 100V101H192ZM214 100V101H215ZM187 101V102H186ZM193 102H194V105H193ZM198 102H199V104H198ZM153 103V104H154ZM201 104V105H200ZM112 107L113 108H115L113 105H114V102H112ZM182 105V106H181ZM199 105V106H198ZM184 106V107H183ZM189 106V107H188ZM193 106V107H192ZM195 106H197V107H199V108H201L200 106H202L203 108H201L202 110H204V112L201 110V109H199V108H197L196 109V107ZM111 107V106H110ZM110 107H109V109H110ZM194 107H195V109H194ZM189 110H188V109ZM193 108V109H192ZM164 109V110H163ZM177 109H179V110H177ZM115 109H113L112 110V108H111V111H114ZM192 110H193V112H192ZM199 110V111H198ZM187 111V112H186ZM197 111V112H196ZM179 112H180V114H179ZM203 112V113H202ZM189 113H190V115H189ZM197 113H199L198 115H200V116H197L196 114ZM162 114V115H161ZM188 114V115H187ZM232 113H230V117L232 116L231 115ZM154 115H152V116H154ZM160 116V117H158V116ZM185 115V116H184ZM195 115L197 116V121L195 120V119H193V118H195ZM181 116V117H180ZM189 116V117H188ZM192 116V117H191ZM176 117V118H175ZM158 118V119H157ZM172 118V119H171ZM178 118V119H177ZM185 118H186V120H185ZM175 119V120H174ZM177 121V122H176ZM185 121L187 122V123H185ZM172 122H174L176 125L174 126V123H172ZM179 123V124H178ZM183 123H185V126H183L182 124ZM181 124V125H180ZM177 125H179V126H177ZM174 126V127H173ZM177 126V127H176ZM181 127V131H177V130H179V128ZM183 127H184V129H183ZM188 127H190V128H188ZM166 128H168L167 129V131L168 130H171V129H173V131L171 132H168L169 133V135L172 133L173 134V132H174V134H175V131H176V138H172V134H171V136L169 137V135L168 134H166L167 133V131H166ZM171 128V129H170ZM175 129V130H174ZM206 129V128H205ZM204 129V130H205ZM158 130V131H157ZM187 130V131H186ZM202 130L203 129H201V133H202ZM203 130V133L204 132H206L207 131V129H206V131H204ZM180 132H182L183 134H181ZM199 132V134H201ZM165 133V135L166 136H164L163 134ZM122 134V136L120 137L123 141H124V136L126 135L127 136V134H129V132H125V131H123V133H121ZM173 134V135H174ZM198 134V135H199ZM206 134V133H205ZM207 135V134H206ZM104 136H105V134H104ZM106 136H111V135H109V134H106ZM159 136V137H158ZM201 136H203V135H201ZM150 137L152 138V140L154 141V143H153V141L150 139ZM162 137V138H161ZM164 137H169V138H167L168 140L170 139H173V140H169L168 142L170 143H168L167 142V139H165V141H166V143H168L167 145L166 144H164V145H166L167 146V148L165 147V150H163V148L164 147H162L161 148V146H163L162 144L160 145V142L161 143H165V141H163L164 139ZM175 137V136H174ZM200 137V136H199ZM198 137V138H199ZM204 137V136H203ZM124 138V139H123ZM197 138V137H196ZM197 138V140L196 139H194L195 140V142L193 141L192 143H195V144H197V145H199L198 144V142L200 141V138L198 139ZM205 139H209L207 136H205L204 137ZM204 138H201V139H204ZM247 138V137H246ZM135 139V140H136ZM162 139V140H161ZM177 139V140H176ZM149 140V141H148ZM155 140H157L158 141V146L160 147V148H158L157 146H154V145H156V142L157 141H155ZM243 140H245V139H243ZM242 140V141H243ZM55 141V140H54ZM60 142V143H56V142ZM196 141H198V142H196ZM202 141H204V140H201V143H202ZM246 142L245 143H243V146H247L248 144H249V140H245ZM56 142H53V143H56V144H54V146H53V144H52V149H54V148H56V146H57V150L56 149H54V150H52V152L54 151L55 153L53 154V153H51L50 154V152L51 151H46L45 153H46V155H45V157L47 158V156L48 155H53V156H49L48 157V159H47V161L45 162H43L44 164H43V167H40L38 170L39 171H35V175L34 174H31V175H29V176H27L26 177V179L24 178L21 182H19L21 185H19V183L18 182H14L15 184L13 185V186H11V187H9V189H6V192H8L6 195V197H7V199H4V198H2V199H0V204H1V201L2 200H4V202L2 201V206L3 207H1L0 209H2L1 211H0V215L3 217V215L4 216H6V217H3V219H5L4 221H3V223H1L3 226L2 227H0V229L2 228L3 229V227H5L3 230H6V233H7V236L6 237H4V238H7L6 240H4V242L3 241H1L0 242V246H1V243L3 242L4 244H2V245H4L3 247H0L2 250H1V254H0V264H23V262H25V264L27 263L26 262V259H25V256H24V254H25V252H26V250H25V245L24 244H22L21 245V243H19L18 242V240H19V238H18V236L20 237V235L23 233V234H30V232H32V233H34V234H36V232H38L37 230L35 231V230H33V229H36V227L34 228V226H33V224H32V226H33V228H30L29 226L31 225V221H29L30 220V218L27 220V218H28V215L26 214L25 215V213H26V211L24 210L25 209V205H22V204H25V200L24 199H26L27 198V196L26 195H28V190L29 191H31L30 189H32L33 187V185L34 184H44V183H50V184H52V185H55V186H59L58 188L56 187V189H57V191L59 190H63V189H66V186L64 185V184H66L68 181H66L65 182V180H64V176L66 175H64L63 176V172H65L66 170H64V169H67V167H68V172H69V176L71 177L72 175V177L71 178H73L72 180L73 181H75V183H81V184H83L84 183V185H87V186H91V187H94V183L92 182L93 180L91 179V174L89 173V167H87V164L85 163V161L82 159L81 160V156H80V153H79V151H72V152H70V151H68L66 148H61V146L63 145H61V141L59 140V139H57L56 140ZM144 142H146V143H144ZM148 142L149 143H151L152 145H150V144H148ZM139 143H138V145H139ZM204 143V142H203ZM241 143V144H242ZM58 144V145H57ZM154 144V145H153ZM194 144V145H195ZM139 145V146H140ZM169 145V146H168ZM173 145H174V143H173ZM193 145V144H192ZM193 145V146H194ZM204 145V144H203ZM200 146V147H199ZM199 146H194V147H189L187 150L188 151H190L191 153L193 152V151H195V149L193 150V148H198V150L197 151H199V150H201L200 148H201V145H199ZM54 147V148H53ZM63 147H65L64 145H63ZM154 147H155V149H154ZM61 148V149H60ZM171 148V147H170ZM60 149V150H59ZM142 149V148H141ZM151 149H152V152H151ZM156 149H158L159 151L160 150H163L162 152H158ZM204 149V150H203ZM65 150V151H64ZM192 150V151H191ZM208 149H206V148H202V154L205 156V158H208V157H206V155H207V153H210L209 152V150L207 151ZM142 151V150H141ZM168 151V150H167ZM196 151V152H197ZM68 152V153H67ZM157 152V153H156ZM195 152V153H196ZM47 153H48V155H47ZM159 153V154H158ZM194 152H193V155L194 156H196V154H195ZM79 154V155H78ZM154 154H152L153 156H154ZM167 154V153H166ZM188 154H189V152H187V156H188ZM200 154V155H199ZM200 152H198V155H199V159L200 160H202L203 162L206 160L204 157H203V155H202ZM151 155V156H152ZM168 155V154H167ZM192 154H189V156H191ZM197 155V156H198ZM74 156V157H73ZM160 156V157H161ZM193 156V157H194ZM202 156V157H201ZM209 156V155H208ZM50 157H51V159H50ZM61 157V158H60ZM73 157V158H72ZM192 157V156H191ZM192 157V158H193ZM54 158V159H53ZM70 158V159H69ZM150 159H152V157H149ZM202 158H204V159H202ZM53 159V160H52ZM67 159V160H66ZM144 159V158H143ZM149 159V160H150ZM155 160H156V157L154 158ZM157 159H159V157L157 158ZM162 159V161L160 162L159 160H157V161H159L161 164V166H162V169H161V167H160V165H159V162H156V164H155V166H157V169L158 168H160V169H158V171H157V169L155 168V169H153L152 167H150V168H148L149 166H147V167H145V165H149L148 164V162H150L149 160H148V162H146V159H145V161H144V163L141 165V164H137V163H141V162H137V163H135V165L138 167V168H136V166L134 167L136 170H137V173H138V171H139V173L142 175H140V174H137V178H139V180H136V182H135V184H133L134 186V188H133V191H135L134 193H132V194H130V198L132 199V201L135 199V202L137 201V203L135 204V206L137 205L138 207L136 208L135 206H134V208H136V210H138V208L139 209H141V210H139V211H141V213L143 212L144 213V215H143V217H142V219H141V221H140V227H143L144 225L146 226L147 224L148 225H150V227L152 226L151 224H149V223H153V225L156 223V227L154 228V229H151L152 230V233L153 234H155V235H151V237H153V238H151L152 240L154 239V237H155V239L153 240V243L154 242H156V241H158L154 246L156 247L157 245H159V243H160V247H161V249H163V247H162V244H161V242L163 243V240L165 239L166 240V238L168 237V235L170 234V232H171V230H172V227L170 228V226L172 225L173 226V224H175L176 225V223H177V225H179L180 224V222H181V224L183 225V221L182 220H185L184 218H188L189 219V221L188 220H186L185 221V225H183V227L184 226H186V224H191V222H194V223H192V225H191V227L193 226V224L195 225L196 224V221H198V224L199 225H201L200 226V228L202 229V232H200L201 230L199 229V226H193V232H192V228L190 229V225H188V227H189V229L191 230V232H189L190 230L187 228V226L186 227H182V225L180 226L179 225V227L178 226H175L177 229H179V230H177L176 228H174V230L176 229L177 231L175 232L174 230H172L173 231V234L174 235H169L170 237H173L172 239H177V237H181V239L180 240H182L181 241V243L183 244H181L182 245V247H181V245H179L181 248H183V249H181L180 247L178 248V244L177 245H175V246H177V248H178V250L177 249H175V250H177V252L176 253H179V250L181 249V254L183 255V254H185L184 253V251L185 252H187V251H189V250H192V251H190L189 253V255H192V253H193V257H196L195 256V253H196V251L198 252V253H196V255H197V257L194 259V258H192V256L191 257H188V259H186V256L188 255L187 253L184 255V257L183 256H181L180 255V253H179V255L181 256V258H182V260L184 259H186L185 261L183 260V262H186V263H188V260H189V263H195V262H197L196 260H198V258L200 257V255H202L201 257H203V255H204V253H203V251H201L202 249H201V246L204 244H201L202 242H203V240L201 239V241L199 240V242H198V238H195V237H197L198 236V234L199 233H196V232H200V234L202 235V233H203V235L204 236H206L205 235V233H204V231H206V230H204L203 231V228L205 227V229H210L212 226H213V224H214V226H215V223H212L211 224V227H210V223H211V221H209V220H211V219H209V218H211L212 216L210 215V212L213 210V209H215L216 210V212L218 211V213H216V214H218L217 216H219L220 217V212H219V209L221 208V205H219L220 207L218 208L217 207V205L218 204H220V201L221 200H219V197L220 198H222L221 196H219V197H217L216 196V194L215 195H213V194H211V196L213 195V196H215V199L216 198H218V200H219V203H218V200L216 199L215 201H214V203L215 202H217L216 204H214V206L213 207H215V208H212V210L210 209V207L207 209L205 206L208 204L209 206H212V205H210L211 203H212V201H211V199H214V198H212V197H210V195H209V197L211 198H209L210 199V204L208 203V202H206L207 204H205V203H203V206H202V204L200 205V206H202V207H200V208H202L201 209V212H200V210H198V213H200V214H198L197 213V215H200V217H199V220H196L195 219V212H193L194 210H193V208H191L190 206H187V208L185 207V209H184V197H185V195L188 193V195H191V194H189L190 192H192L191 190H190V188H192L190 185V183H187L188 184V186L184 189V187H185V185H184V187H183V189H182V185H183V183H182V185H180L179 186V188H180V190L182 191H178V189H177V192L175 191V195L174 194H172V196H171V192H169L170 190H171V187L173 188V185L174 184H172V186L171 187H166V185L165 186H161V185H163V184H159V183H157L160 179H162V177L161 176H163L164 178H165V176L166 175H164V174H166V172L165 173H163L162 171H164V169L166 168L167 169V172L169 171L168 169H169V166H167L165 163H164V160H163V158H161ZM160 159V160H161ZM195 159H198V157H196V158H194L193 160H192V162L194 163V161H195ZM199 159L196 161V162H198L199 161ZM53 162H52V161ZM153 160V159H152ZM191 160V158H189V161ZM56 161H58V162H56ZM64 163H63V162ZM74 161V162H73ZM140 161H142V160H140ZM165 161H167V160H165ZM60 162V163H59ZM145 162H146V164H145ZM195 162V163H196ZM52 163V164H51ZM73 163V164H72ZM190 163H191V161H190ZM193 163H191V164H193ZM62 164V168H64L63 170V172L61 173V171H62V168H60V165ZM151 164H152V161H151ZM150 164V165H151ZM163 164H165L166 166H165V168L163 167L164 165ZM196 164H200L201 165V167H202V165H203V163L202 162H200L199 161V163H196ZM65 165H67L66 166V168H65ZM159 165V166H158ZM200 165H198L199 167L198 168H201L200 167ZM51 166V167H50ZM57 166H58V170H57ZM64 166V167H63ZM192 167H194L195 165L193 164V165H191ZM197 166V165H196ZM195 166V167H196ZM70 167V168H69ZM73 167V168H72ZM76 167V168H75ZM85 167V168H84ZM54 168H56V169H54ZM60 168V169H59ZM107 168H108V166H107ZM107 168L106 167H104V168H102L101 169V171L104 173V170L105 171H107ZM70 169H71V171H70ZM80 169V170H79ZM149 169H152V170H149ZM202 169V168H201ZM82 170H83V172H82ZM134 170V169H133ZM142 170V171H141ZM155 170H156V172H155ZM162 172V174H161V172ZM45 172V173H44ZM46 172H47V174H46ZM52 172V174H50ZM54 172V173H53ZM57 172V173H56ZM87 172V173H86ZM42 173V174H41ZM48 173H49V175H48ZM66 173V172H65ZM70 173H71V175H70ZM80 173V174H79ZM83 173V174H82ZM146 173V174H145ZM151 173H152V175H151ZM158 173V174H157ZM46 176H45V175ZM88 174L90 175V176H88ZM230 173H227V175H229ZM54 175V176H53ZM62 175V176H61ZM145 175V176H144ZM157 175V176H156ZM158 175H161V176H159V177H161L160 179H158L159 177H158ZM49 176V177H48ZM82 176V177H81ZM230 176V175H229ZM43 177V178H42ZM45 177V178H44ZM51 177H52V179H51ZM76 177H77V179H76ZM158 179V181H157V179ZM167 177V176H166ZM46 178L47 179H50L51 181H52V183H51V181L49 180V182H48V180H46ZM63 178V179H62ZM66 178V177H65ZM83 178V179H82ZM136 178V177H135ZM148 178V179H147ZM164 178L162 179V181H160V183L161 182H163V180H164ZM44 179V180H43ZM55 181H54V180ZM61 181H60V180ZM79 179V180H78ZM126 179V178H125ZM125 179H123V180H125ZM151 179H152V181H151ZM155 179V184L156 185H159V187L161 186V188H163L164 189V187H166V190H168V191H166L167 192V194L164 192V191H162V192H164L166 195H169L168 194V192L170 193V197H168L167 196V198H165V196L166 195H164V198L162 197V199L160 198V196L158 195V194H162L160 191L161 190H159L158 188L159 187H157V189L159 190V192H158V194H156L157 193V191H155L154 193L152 192L154 189L155 190H157L156 188H154L153 189V186L152 185H155V184H153L154 183V180ZM166 179V178H165ZM114 180H116V178L114 179ZM119 180L121 181L122 179H118V181L116 180L115 182H117V183H120V184H122L123 182V180L121 181V182H119ZM145 180V181H144ZM43 181H45V182H43ZM47 181V182H46ZM128 180H125V182H127ZM139 183H138V182ZM59 182V183H58ZM65 182V183H64ZM151 182V183H150ZM165 182V181H164ZM187 182V181H186ZM31 183V184H30ZM54 183V184H53ZM56 183V184H55ZM85 183H87V184H85ZM88 183H89V185H88ZM91 183V184H90ZM185 183V182H184ZM36 184V185H37ZM119 184V185H120ZM137 184H139L138 186H137ZM147 184V185H146ZM152 184V185H151ZM176 184V183H175ZM186 184V185H187ZM30 185V186H29ZM116 185V184H115ZM168 185H171V184H168ZM208 187H207V186ZM205 185V187L208 189L207 190V192H209L210 193V191H209V188H210V190H212V187H209V185L210 184H206ZM35 186V185H34ZM128 186V185H127ZM137 186V187H136ZM142 186V187H141ZM151 186V187H150ZM190 186V187H189ZM192 186H194V185H192ZM61 187H62V189H61ZM123 187H125L126 188V184L124 185L123 184ZM138 187H140V190H139V188ZM155 187V186H154ZM27 188V189H26ZM30 188V189H29ZM35 188H36V186H35ZM34 188V189H35ZM168 188V189H167ZM169 188H170V190H169ZM175 188V190H176V188H178V185H177V187L175 186L174 187ZM14 189V190H13ZM17 189V190H16ZM127 189V188H126ZM128 189H129V187H128ZM135 189V190H134ZM136 189L138 190V192L136 191ZM162 189V190H163ZM189 190V192H187L188 190ZM19 190V191H18ZM27 190V191H26ZM187 190V191H186ZM56 191V192H57ZM173 191H174V189H173ZM180 192V193H179ZM184 192H187L186 194H182V193H184ZM214 191H211V193H213ZM26 193V194H25ZM138 193V194H137ZM142 193V194H141ZM172 193H174V192H172ZM25 194V195H24ZM136 194V195H135ZM144 194V195H143ZM154 194V195H153ZM132 195V196H131ZM141 195V196H140ZM156 195H158L159 196V199L158 198H156ZM178 195H181V196H178ZM182 195H183V199H182ZM186 196V199H187V197H189V196ZM192 195H193V193H192ZM191 195V196H192ZM23 196H24V198H23ZM157 196V197H158ZM177 196H178V198H177ZM190 196V197H191ZM94 197V196H93ZM143 197V198H142ZM176 198V199H179L180 197H181V199H182V203H184V204H182L181 206H177V205H179V204H181V202L180 201H174V204L176 205V202H180L179 204L177 203V205L175 206L174 204H173V202H172V200L171 199H174V198ZM189 197V198H190ZM194 197L195 196H192L191 197V200H194ZM171 198V199H170ZM189 198L186 200V202L189 204L190 202H189ZM193 198V199H192ZM23 199V200H22ZM167 199H170L169 201L167 200ZM180 199V200H181ZM161 200H164V202L163 201H161ZM166 200V201H165ZM190 200V201H191ZM261 200H264V198L263 199H261ZM260 200V204L259 203H256V206H257V204H259L258 206H260L261 205V203H262V201ZM159 201V202H158ZM168 201V202H167ZM170 201H171V205H170ZM163 202V203H162ZM166 202V203H165ZM259 202V201H258ZM167 203H169V205L167 204ZM192 203H194V201L192 202ZM222 203V202H221ZM7 204H9V205H7ZM162 206H161V205ZM165 204V205H164ZM205 204V205H204ZM165 207H164V206ZM173 205L177 208H179L178 209V211H177V209H174L173 208ZM190 205V204H189ZM192 205V204H191ZM216 205V206H215ZM1 206V205H0ZM158 207V208H157ZM163 207V208H162ZM169 207V209H166V208H168ZM188 207H190V208H188ZM206 209H205V208ZM216 207H217V209H216ZM4 208V209H3ZM22 208V209H21ZM157 208V209H156ZM181 208H182V211H181ZM199 208V209H200ZM203 208H204V210H203ZM6 209V210H5ZM162 209H164V210H162ZM166 209V210H165ZM184 209V210H183ZM190 209V211H187V210H189ZM191 209H192V211H191ZM143 210V211H142ZM172 210H176V212L175 211H173L172 212ZM207 210V211H206ZM215 210H213V213H214V211ZM3 211V214L1 213ZM6 211V212H5ZM25 211V212H24ZM205 211V212H204ZM220 211L222 212L223 210H222V208L220 209ZM153 212V213H152ZM173 213V214H175L176 213V215L178 216V217H173L174 215H172L171 214V218H170V214H169V216H168V213ZM178 212H184L183 214H185V215H182V213H178ZM186 212L188 213L189 212V215L188 216H186ZM190 212H193V215H191L190 216V214H192V213H190ZM202 212H203V214H202ZM208 212V213H207ZM213 213H211L212 215H213ZM220 213V214H219ZM162 215L161 217H155V219H154V217H153V219H150V218H152V216H156V215ZM179 214L180 215H182V216H179ZM206 214V215H205ZM166 215H167V217H166ZM184 216H186V217H184ZM193 216H195V217H193ZM202 216V217H201ZM206 216H208V217H206ZM149 217V218H148ZM179 217H181V218H179ZM182 217H183V219H182ZM194 219H193V218ZM205 217H206V219L208 220H205ZM213 217H214V215H213ZM171 220H170V219ZM179 220V219H182V220H179V223L175 220ZM179 218V219H178ZM218 218V217H217ZM2 219V220H3ZM167 219V220H166ZM193 219V220H192ZM204 220V221H202V220ZM7 220V221H6ZM25 220V221H24ZM158 220H160V221H158ZM174 220V221H173ZM191 220V221H190ZM194 220H196V221H194ZM148 221V222H147ZM152 221V222H151ZM155 221H157V222H155ZM170 221H172V223L170 222ZM176 221V222H175ZM202 221V222H201ZM205 221H207V222H205ZM142 222V223H141ZM146 222V223H145ZM167 222H169V223H167ZM175 222V223H174ZM183 222V223H182ZM187 222V223H186ZM189 222V223H188ZM209 222V223H208ZM214 222V221H213ZM27 223H29L28 225H27ZM108 222H104L103 223V225H102V230L103 231H106V230H109V223L107 224ZM139 223V222H138ZM143 223H145L144 225H143ZM168 224V225H170V226H166V224ZM208 223V224H207ZM15 224V225H14ZM198 224H196V225H198ZM202 224H203V226H202ZM7 225L9 226V227H7ZM25 225H27L26 226V228H25ZM143 225V226H142ZM163 225H164V227H163ZM22 226H23V228H22ZM31 226V227H32ZM209 226V227H208ZM162 227V228H161ZM166 227H168L167 229H170V230H168V231H166ZM174 227V226H173ZM195 227V228H194ZM208 227V228H207ZM7 228H8V230H7ZM19 228V229H18ZM22 228V229H21ZM25 228V229H24ZM105 228V229H104ZM157 228V229H156ZM165 228V229H164ZM197 228H198V231H197ZM13 231H12V230ZM23 230L24 232H26V233H24L23 231H21V230ZM27 229V230H26ZM30 229H32V231L30 230ZM38 229V228H37ZM80 229H82V226L80 227ZM162 229V230H161ZM184 229V232L182 231ZM195 229H196V231H195ZM209 229L207 230V231H209ZM212 229V228H211ZM20 230V231H19ZM39 230V229H38ZM153 230L155 231V232H153ZM157 230L162 234L163 233V235L165 234V231L166 232H168V234L164 237V239L162 240V236H159V235H161L160 233H159V235H158V232H157ZM161 230V231H160ZM181 230V231H180ZM18 231V232H17ZM28 231H30V232H28ZM163 231V232H162ZM188 231V232H187ZM194 231H195V233H194ZM206 231V232H207ZM5 232V231H4ZM3 232V233H4ZM40 232V233H39ZM39 232L37 233V235H39L38 237H40V236H42L43 235V237H44V232H42V231H40L39 230ZM181 232V233H180ZM183 232V233H182ZM187 233V235H186V233ZM5 233V234H6ZM19 233H21V234H19ZM31 233V234H32ZM43 233V234H42ZM172 233V232H171ZM177 233V234H176ZM181 235H179V234ZM208 233V232H207ZM22 234V235H23ZM176 234V235H175ZM115 235H116V237L114 236V234H113V242H114V244H115V246H117V242L119 243L118 245H119V247L118 248H125L126 246H127V242H125V240L123 239V237H122V235L121 234H119V233H117V232H115ZM120 235H121V237H120ZM158 235V236H157ZM187 237H186V236ZM193 235H196V236H193ZM200 235V237H199V239L202 237ZM3 236H5V235H3ZM175 236H177L176 238H175ZM186 238H185V237ZM203 236V237H204ZM120 239H119V238ZM159 237H160V239H159ZM170 237H168L169 238V241H167V243L168 242H175V243H177V241H180V240H178L177 239V241H174V240H172ZM189 237V238H188ZM202 237V238H203ZM12 238H14V239H12ZM18 240H17V239ZM114 238H115V240L116 241H114ZM158 238V239H157ZM168 238H167V240H168ZM183 238V239H182ZM171 239V240H170ZM190 241L189 243H188V241ZM194 239H196V241L198 242V244L197 243H195L194 241ZM17 240V241H16ZM187 243H186V242ZM16 242V243H15ZM125 242V243H124ZM152 242V241H151ZM164 242H166V241H164ZM170 242V243H171ZM185 242V243H184ZM201 242V243H200ZM152 243V244H153ZM166 243V244H167ZM170 243L169 244H165V243H163L165 246H170ZM179 243V242H178ZM194 243V244H193ZM192 244V247H194V248H190V245ZM201 244V245H200ZM232 244H234L233 242H231L229 245H227L226 247L227 248H229V247H231L230 245H232ZM16 245V246H15ZM189 247H188V246ZM197 245V247H195ZM121 246V247H120ZM124 246V247H123ZM171 246H174L173 245V243H171ZM199 246V247H198ZM205 246V248H206V245H204ZM204 246L202 247L203 248V250H204ZM20 247V248H19ZM24 248V250L22 249V248ZM128 247V246H127ZM127 247L125 248V249H127ZM158 247V249H160V247L159 246H157ZM156 247V248H157ZM187 248V249H186ZM198 249V250H196V249ZM227 248H225V249H227ZM187 250V251H186ZM17 251V252H16ZM23 251H25V252H23ZM182 251H183V253H182ZM23 252V253H22ZM192 252V253H191ZM199 253H203V254H199ZM198 254H199V256H198ZM4 255V256H3ZM25 259H23V258ZM201 257L199 258V260L201 259ZM194 259V260H193ZM11 260V261H10ZM195 261V262H193V261ZM188 263V264H189ZM191 263V264H192Z\"/></svg>", "mask_w": 264, "mask_h": 264}]
</instances>
